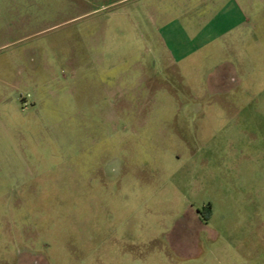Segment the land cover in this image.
I'll use <instances>...</instances> for the list:
<instances>
[{
    "label": "rangeland",
    "instance_id": "374dc122",
    "mask_svg": "<svg viewBox=\"0 0 264 264\" xmlns=\"http://www.w3.org/2000/svg\"><path fill=\"white\" fill-rule=\"evenodd\" d=\"M264 264V0H0V264Z\"/></svg>",
    "mask_w": 264,
    "mask_h": 264
},
{
    "label": "crops",
    "instance_id": "0c3cea01",
    "mask_svg": "<svg viewBox=\"0 0 264 264\" xmlns=\"http://www.w3.org/2000/svg\"><path fill=\"white\" fill-rule=\"evenodd\" d=\"M33 264H41V262L40 261H38V262L35 261Z\"/></svg>",
    "mask_w": 264,
    "mask_h": 264
}]
</instances>
